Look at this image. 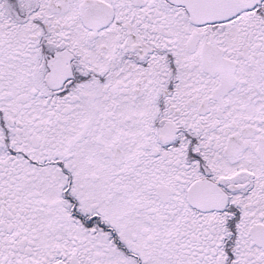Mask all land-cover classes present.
<instances>
[{
  "label": "snow or ice",
  "instance_id": "6c2138e0",
  "mask_svg": "<svg viewBox=\"0 0 264 264\" xmlns=\"http://www.w3.org/2000/svg\"><path fill=\"white\" fill-rule=\"evenodd\" d=\"M0 264H264V0H0Z\"/></svg>",
  "mask_w": 264,
  "mask_h": 264
}]
</instances>
